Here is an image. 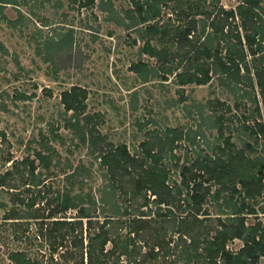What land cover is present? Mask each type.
Masks as SVG:
<instances>
[{"label":"trees","instance_id":"trees-1","mask_svg":"<svg viewBox=\"0 0 264 264\" xmlns=\"http://www.w3.org/2000/svg\"><path fill=\"white\" fill-rule=\"evenodd\" d=\"M129 1L138 18L144 20L153 16L154 9L148 11L151 1L158 7L160 0ZM256 7L264 8V0H240L233 7L219 6L205 24L202 16L194 15L201 11L198 0L186 2V9L192 8V12L183 25L177 23L167 29L163 23L152 21L143 26L146 34H157V42L174 41V50L162 43L152 45L147 38L140 49L156 56L161 71L167 68V61L173 63L175 55L183 57L181 68L173 72L178 83L204 82L213 72L227 87H239L247 80L251 88L250 72L264 107V20ZM210 10L204 11L205 15ZM182 14L187 13L177 11L178 16ZM212 39L220 40L221 54L211 45ZM201 56L208 58L204 68ZM19 95L27 96L23 92ZM83 96L84 89L78 84L60 90L59 100L64 110L70 111L64 124L79 142L86 143L90 154L95 153L108 174L109 194L117 189L125 203L119 210L112 200L110 214H94V207L89 206L93 196L86 195L84 201L78 192H72L71 181L65 180L67 187L63 189H52L40 177V169L33 171V159L3 157L9 166L0 172V187L8 188V205L0 201V218L9 225L10 237L18 246L6 253L11 264H258V257H264V208L254 204L257 198L264 200L262 163L245 154L244 146L234 147L228 133L222 136V112L213 119L220 145L213 146L212 157H195L188 165L179 166L177 186L173 180L167 182L160 161L181 137L193 143L198 128L189 134L187 130L165 126L157 133H149L138 142L141 154L134 157L123 143L109 146L91 136L87 123L90 113L80 114ZM251 98L255 100L253 93ZM254 107L257 110L256 103ZM240 119L241 127L254 140L263 134L261 120L253 119L249 124L243 113ZM0 136L3 137L1 130ZM34 155L41 167L47 166L40 150H34ZM21 165L27 169L19 170ZM18 172L23 178L21 188L14 186ZM77 172L72 169L64 177L71 178ZM150 202L152 205H148ZM206 202L213 204L214 215H208ZM70 208H75V213L65 215ZM234 238L239 245L228 247L226 243Z\"/></svg>","mask_w":264,"mask_h":264},{"label":"rangeland","instance_id":"rangeland-1","mask_svg":"<svg viewBox=\"0 0 264 264\" xmlns=\"http://www.w3.org/2000/svg\"><path fill=\"white\" fill-rule=\"evenodd\" d=\"M192 1L160 0L158 7L151 1L148 11L154 9L153 16L144 20L138 18L129 0L1 1L0 130L3 137L0 136V172L9 166V161L2 160L3 157L27 156L33 159V171L37 173L40 169V177L52 189L67 187L65 180H69L72 192H78L83 200L86 195L93 196L94 202L89 206L94 207V214H110L112 200L122 209L123 196L118 195L117 189L109 194L108 174L99 165L95 153L90 154L86 143L79 142L71 128L64 124L70 111L64 110L59 100L60 90L78 84L84 89L80 114L90 113L87 123L91 136L109 146L123 143L134 157L140 156L138 142L149 133H157L165 126H175L189 134L193 128H198L193 143L181 137L162 157L160 164L166 171L167 182L173 180L178 184V168L182 164L188 165L195 157H212L211 149L221 142L213 121L220 111L222 118L218 122L222 136L228 133L234 147L244 146L245 154L258 158L264 183V132L254 140L240 125L242 113L247 123L254 119L264 125L263 101L253 75L249 72L251 88L247 80L239 87H227L213 72L204 82L178 83L173 72L181 68L183 57L175 55L173 63L167 61L164 67L167 68L161 71L156 56L140 49L147 38L152 45L162 43L174 50V41L165 40L168 36L164 37V42H157V34H146L143 26L152 21L163 23L167 29L177 23L183 25L192 12V8L186 9V2ZM238 1L198 0L201 11L194 15L202 16L206 24L215 8L233 7ZM126 8L130 10L125 11ZM256 8L264 20V8ZM209 9V14L205 15L204 11ZM179 10L187 14L178 16ZM131 19L134 21L128 25ZM207 25L204 30L208 29ZM211 45L216 46L220 54L223 52L220 40L212 39ZM249 55L246 53V57ZM199 58L204 68L208 58ZM132 62L134 67H130ZM20 92L27 96L22 97ZM225 104L228 107L225 108ZM34 150L46 156L47 166L41 167ZM18 169L25 171L27 166L21 165ZM72 169L77 170V174L65 178ZM15 177V188H21L23 178L19 177V172ZM5 189L7 186L0 187V201L7 206ZM82 203L87 205V202ZM148 205H152L151 202ZM257 205L264 208V200L257 198L254 207ZM205 207L209 216L216 212L210 202H206ZM74 213L75 208H70L65 215ZM2 221L0 218V264H11L6 253L18 246L10 237L9 225ZM28 222L32 229L31 220ZM226 245L235 248L239 240L231 239ZM258 264H264L263 256L258 257Z\"/></svg>","mask_w":264,"mask_h":264}]
</instances>
